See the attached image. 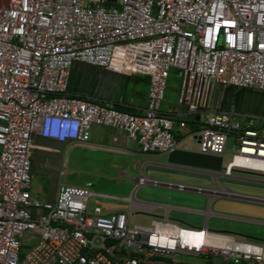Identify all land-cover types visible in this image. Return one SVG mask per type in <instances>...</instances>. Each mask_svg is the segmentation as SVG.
Returning <instances> with one entry per match:
<instances>
[{
  "label": "built area",
  "instance_id": "1",
  "mask_svg": "<svg viewBox=\"0 0 264 264\" xmlns=\"http://www.w3.org/2000/svg\"><path fill=\"white\" fill-rule=\"evenodd\" d=\"M77 63L147 76L145 112L69 94ZM173 69L178 102L200 114L198 151L224 158L232 136L223 174L264 183L253 118L211 99L218 84L264 93V0H0V264H174L178 253L264 264L263 245L230 234L166 219L129 226L124 211H90L89 185L64 186L51 202L31 192L35 135L86 144L98 125L123 130L145 153L177 149L161 111ZM28 235L37 238L23 252Z\"/></svg>",
  "mask_w": 264,
  "mask_h": 264
},
{
  "label": "crops",
  "instance_id": "2",
  "mask_svg": "<svg viewBox=\"0 0 264 264\" xmlns=\"http://www.w3.org/2000/svg\"><path fill=\"white\" fill-rule=\"evenodd\" d=\"M179 86L180 77L168 80L161 111L174 121L178 148L198 150L200 114H192L180 105ZM148 91V77L140 74L105 73L101 68L80 63L75 64L70 72L69 94L91 98L97 103L133 114L145 112ZM256 122V119H251L246 124L262 135L264 124L261 126V121ZM30 174L31 192L43 201H54L64 186L89 185L93 192L89 210L99 208L105 214L124 211L128 215L129 226L148 227L153 219H166L183 227L207 228L212 232L228 230L232 233L226 234L237 240L264 246V218L261 213L253 215L246 211L211 208L216 199L264 206L263 196L227 189L219 181L220 178L239 179L264 186L258 177L245 174L225 176L171 165L168 154L143 152L139 143L119 128L95 125L86 144L60 142L35 135ZM206 175L212 178L216 189L203 187L202 176ZM213 218L226 222L222 223V230L208 228ZM36 238L35 235L25 238L23 252L34 244ZM216 259L219 258L206 259L178 253L172 261L174 264H222L221 259Z\"/></svg>",
  "mask_w": 264,
  "mask_h": 264
},
{
  "label": "water",
  "instance_id": "3",
  "mask_svg": "<svg viewBox=\"0 0 264 264\" xmlns=\"http://www.w3.org/2000/svg\"><path fill=\"white\" fill-rule=\"evenodd\" d=\"M103 72L112 73L107 70H103ZM212 105L218 110L233 109L237 114L250 116L256 119L257 124L260 121L258 117L264 118V93L259 91L218 84L214 88ZM183 106L188 111V107ZM223 162L222 156L202 154L198 150L185 148H177L168 154V163L171 165L211 174H223L225 169ZM219 232L232 233L228 230Z\"/></svg>",
  "mask_w": 264,
  "mask_h": 264
},
{
  "label": "rangeland",
  "instance_id": "4",
  "mask_svg": "<svg viewBox=\"0 0 264 264\" xmlns=\"http://www.w3.org/2000/svg\"><path fill=\"white\" fill-rule=\"evenodd\" d=\"M263 122L261 121V126H262ZM262 135H264V128L262 129ZM233 146H234V139L232 136H229L227 139V146H226V154L224 157V161L228 162L233 154ZM195 148L197 147L196 145L194 146ZM202 185L204 188L207 189H216L217 186L213 183L212 178L208 175L206 176H202ZM219 181L221 183H223L225 185V187L227 189L230 190H236L238 192H243V193H249V194H253V195H258V196H263L264 197V186L263 185H259L257 183L254 182H250L247 180H239V179H226V178H220ZM255 188V189H252ZM259 187V188H258ZM206 203H207V199H206ZM212 210L215 209H231V210H235V211H239V212H251L253 213V215L256 214H262L263 218H264V206L261 205H257V204H245V203H239V202H234L232 200H227V199H216L212 206H211ZM259 216V215H258ZM222 223H226L224 220L222 219H216L213 218L208 225L209 229H214V230H222L223 224ZM219 259H216L215 261H218Z\"/></svg>",
  "mask_w": 264,
  "mask_h": 264
},
{
  "label": "trees",
  "instance_id": "5",
  "mask_svg": "<svg viewBox=\"0 0 264 264\" xmlns=\"http://www.w3.org/2000/svg\"><path fill=\"white\" fill-rule=\"evenodd\" d=\"M171 77H174L175 79H177V77H180V73H179V71H178V70H175V69L171 70V72H170V76H169V79H170Z\"/></svg>",
  "mask_w": 264,
  "mask_h": 264
}]
</instances>
